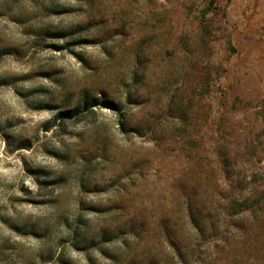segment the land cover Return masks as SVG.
Instances as JSON below:
<instances>
[{
	"label": "rangeland",
	"instance_id": "rangeland-1",
	"mask_svg": "<svg viewBox=\"0 0 264 264\" xmlns=\"http://www.w3.org/2000/svg\"><path fill=\"white\" fill-rule=\"evenodd\" d=\"M0 264H264V0H0Z\"/></svg>",
	"mask_w": 264,
	"mask_h": 264
}]
</instances>
